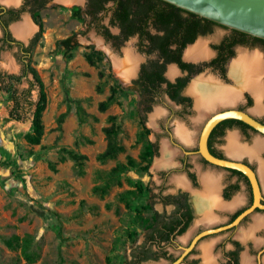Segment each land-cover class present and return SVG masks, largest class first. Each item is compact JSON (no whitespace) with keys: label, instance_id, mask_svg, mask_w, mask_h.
Listing matches in <instances>:
<instances>
[{"label":"rangeland","instance_id":"374dc122","mask_svg":"<svg viewBox=\"0 0 264 264\" xmlns=\"http://www.w3.org/2000/svg\"><path fill=\"white\" fill-rule=\"evenodd\" d=\"M20 1L9 4L0 0V4L15 6ZM111 6L108 4L109 10L98 14V21L86 12V0L71 5L48 0L47 6L37 13L43 28L32 49L31 63L47 94L40 143H31L27 138L32 132L31 119L16 121L10 117L13 103L0 86V264H138L133 260V250L143 242L152 222L153 208L164 209L158 193L177 190L181 184L178 179L186 175L181 164L184 151L197 148L207 113L201 117L194 100L188 109L191 112H187L166 95L146 111L140 96L129 90L130 80L138 77L142 63L156 55L148 56L139 50L138 36L115 43L98 32L100 22L113 34H119V28L110 23ZM26 19L33 26L31 37L40 32V25L32 15L24 12L10 26L12 34L20 40L24 37L15 32V26ZM228 33L224 27L215 26L194 45L206 42L210 51V44ZM71 35H75V47L67 50L61 41ZM127 49L138 58L136 72L128 79L120 74L116 64L126 58ZM187 49L183 52L185 58ZM92 50L103 55L96 64H91L85 56ZM242 50L247 51L244 47L236 49L231 64ZM258 50L261 49H251ZM17 51L15 46L0 51V71L19 72ZM210 76L213 74L209 69L204 70L190 80L187 89L190 92L197 78ZM22 86H27V82ZM113 89H117L113 102L101 110L100 103L110 97ZM36 94L35 91L34 97ZM218 109L216 105L211 112ZM112 124L118 129L115 141L123 150L114 157L102 158L108 145L105 130ZM181 126L190 134V141H185L177 131ZM230 134L226 135L227 139ZM259 135L251 133L243 142L253 145ZM151 143L155 152L147 164L141 154ZM165 143L175 156L172 165L160 167L157 162L162 158ZM69 150L86 156L83 167L70 158ZM130 157L135 160V166L128 164ZM190 162L189 167L196 170L197 156H190ZM118 164L126 168L114 172ZM197 223L187 234L197 228ZM27 234L31 237V257L24 255L14 240L16 235ZM214 239L199 245L204 260L198 264H210L205 254L207 245Z\"/></svg>","mask_w":264,"mask_h":264},{"label":"flooded vegetation","instance_id":"af4514ba","mask_svg":"<svg viewBox=\"0 0 264 264\" xmlns=\"http://www.w3.org/2000/svg\"><path fill=\"white\" fill-rule=\"evenodd\" d=\"M43 1L45 2L44 6L41 8H36L34 11H31V9L34 6L38 7L37 5L40 4L41 0H22L20 1V4L15 6H5V4L0 5L6 9H19L24 4L26 5V3H28V6L26 10L23 11V13L29 12L32 15L34 20L40 25L39 33H42L41 29L43 28V23L36 14L47 6L48 0ZM83 1L80 3H83ZM12 3L17 4L15 2ZM87 3L88 0H86V5ZM17 21L18 20L14 22ZM216 26L224 27L225 29L229 30V33L222 37L218 42L210 44V54L208 56L199 59H192L187 57L185 54L186 58L190 59L189 61L183 57V52L187 47L189 48L193 46L199 37H205L211 32L206 35L199 36L193 43H190L191 45L188 44L184 48L182 52V60L192 64V68L182 69L178 63L170 62L167 64V67L169 65L174 66L176 68V73L172 75L170 72H168V74L165 72L164 75L167 80L172 83L177 82L179 78L187 77H190V82L193 77L201 74L204 70L209 69V72L213 74V76L210 77H214L219 85H221L223 90L228 91L232 88H239L240 97L237 102L234 103L235 106L234 104H225L227 106L224 107L220 105L218 106L220 109L217 111H209L207 113L208 117L221 110L236 108L248 112L259 121L264 123V97L262 100L258 101L256 98L257 96L252 91L251 87H239L237 80L231 73L232 64L230 61L237 54L236 49L238 47H244L250 52H253L251 51L253 47H258L261 49L258 50V52H260L264 58V53L262 52V50L264 51V45L258 42L255 37L250 34L243 35L238 32L239 30L229 28L221 24ZM0 29L3 34V29L1 26ZM120 31L121 30L119 28V34ZM30 33L28 43L22 40L25 44H29L30 40L39 34L38 33L34 37H31ZM231 43H234V55L226 60V56L228 55L230 49L228 44ZM201 69L202 71H200ZM196 70L199 72L191 74V71ZM260 81L264 87V72L261 74ZM189 82L184 88H182L181 96L189 98L191 102L187 101L182 104L176 100H173L168 94H166V96L170 100L174 101L177 105H181L184 109H186L187 112H191V110L189 111L188 109L192 107L194 100L196 112L199 114L200 111L196 107V97L191 91L189 92V89H187ZM253 104H256V108L259 111L255 112L253 108L251 109ZM205 122L201 128V131L205 125ZM234 131L240 134L242 141L244 139L247 140L251 133H259L256 129L241 120H223L213 129L209 137L210 151L220 158H228L243 162L255 171L261 191L260 205L256 206L253 211L247 214L238 225L208 234L200 238L193 249L185 255L179 264H198L200 260H204V251L203 248H199V245L205 240L209 241L211 238L215 239L209 242L207 245L209 249L206 248L205 254V256H208L206 259H210V264H243L244 256L247 257L246 264H264V147H262L256 154H252L250 150L252 147H249L248 149L246 148L247 150L245 149V153L242 157H233L232 155L234 153L231 155V153L226 150L225 143H227L228 140L226 135ZM198 149L199 140L196 149L184 151L185 156L181 160V164L186 170L184 183L179 184V188L173 192L164 193L161 190L158 193L159 201L163 205L164 209L163 211H160L156 207L153 208L154 213L152 215V222L147 228L143 242L136 246V248L133 250L134 252L132 256L134 262L141 264L148 261L154 263L163 261V264H173L183 255L185 248L192 244L193 240L198 234L208 229H216L228 225L244 211L254 206L255 193L249 177L237 169L220 167L211 164L198 152ZM229 151L231 150L229 149ZM193 155L197 156L200 169L196 168V170H193L189 167L191 164L190 156ZM209 170H214V175L217 178L218 199L213 201L210 199L207 193L201 194V191L206 188L201 180V176L208 174L207 171ZM197 195H200L201 197ZM195 223L198 224L197 228L190 234H187L190 227ZM183 236L185 238L184 240H181V237ZM143 245L146 246L143 247ZM144 250L148 251V258H145L144 261L140 262V259L144 258V255L142 254ZM245 250L246 252L242 256ZM201 253L203 254V257L201 256Z\"/></svg>","mask_w":264,"mask_h":264},{"label":"trees","instance_id":"16d2710c","mask_svg":"<svg viewBox=\"0 0 264 264\" xmlns=\"http://www.w3.org/2000/svg\"><path fill=\"white\" fill-rule=\"evenodd\" d=\"M110 3L112 4L110 23L120 28V34H113L108 26L100 25V22L97 23L98 32L107 40L115 43L126 41L133 36H139V50L148 56L156 55L155 58H149L141 64L138 77L132 81L129 88L140 96V102L145 106L146 111L151 110L154 103L166 94L182 104L187 101L191 102L189 98L181 96V90L187 85L190 77L179 78L175 83L169 82L164 75L167 64L176 62L182 69L192 68V64L182 60L184 48L193 43L199 36L212 32L218 23L165 0H88L86 12L98 21V14L108 11L107 5ZM44 4L45 2L41 0L40 4L37 5L38 7L34 6L31 11L43 7ZM27 6L28 3L19 9H6L0 5V12H2L0 13V26L3 29V34L0 37V51L17 46L18 51L15 56L20 64V70L17 73L0 71V86L13 103L9 111L10 117L16 121L31 119L32 132L27 135V138L31 143H40L44 134L43 112L47 105V94L43 80L32 65L31 58L32 49L37 44L41 33L31 39L29 44H25L22 40L17 39L10 30V25L20 19ZM238 32L247 35L245 32ZM255 39L264 45V39L259 37H255ZM74 42L75 35H71L63 39L61 44L67 50H71L75 47ZM233 45L234 43L228 44L230 49L226 60L234 55ZM85 56L91 64H96L97 61L103 59L101 51L92 50L87 52ZM196 72L199 71H191V74ZM25 81L27 86H22ZM35 91L36 97H34ZM116 93L117 89H113L110 97L100 103L101 110H106L109 107ZM105 131L108 137V145L101 157H114L123 150V147L115 141L118 129L115 124H112ZM67 152L70 158L80 167H83L85 155L73 150ZM154 152V145L152 143L147 145L141 154L142 160L148 164ZM128 164L135 166L136 162L130 157ZM125 168L126 165L118 164L113 171L119 172ZM144 169L147 170L148 165ZM14 240L17 246L22 249L23 254L31 257L29 252L30 235L27 234L23 237L16 235ZM145 246L143 245V247ZM147 253V250L143 251L144 258H141L140 262L148 258Z\"/></svg>","mask_w":264,"mask_h":264},{"label":"bare ground","instance_id":"6f19581e","mask_svg":"<svg viewBox=\"0 0 264 264\" xmlns=\"http://www.w3.org/2000/svg\"><path fill=\"white\" fill-rule=\"evenodd\" d=\"M6 3H12L17 0H3ZM71 5L72 3H79L83 0H60ZM32 23L29 19L18 23L15 26V32L21 36L26 37L32 31ZM98 43H101L98 41ZM210 51L207 49L206 42L199 41L197 44L191 46L186 51V56L192 59H199L208 56ZM137 56L131 50H126V58L123 61H118L116 64L118 66L119 72L122 76H126L127 79L133 75L136 71L135 64L138 62ZM264 72V58L262 54L258 51L247 52L240 51L239 57L234 60L231 66V73L233 77L237 80L239 87L246 86L251 87L252 91L257 96V100L260 101L264 97V87L261 84L260 78L261 74ZM176 68L172 66L170 68V74H175ZM190 91L196 97V107L200 111V116H205L206 113L215 108L216 105L220 104H234L240 97L239 88H232L223 90L221 85L217 82L214 77H202L193 82ZM179 134L185 141H190V134L184 127H179L177 129ZM228 142L231 145L232 153L239 154L245 152V147L239 145L238 137L235 133H231L228 136ZM264 141L258 139L255 145L250 149L252 154H256L259 150L264 147ZM248 149V148H247ZM246 149V150H247ZM175 156L174 150L165 143L162 149V158L157 162L158 166H170L173 164V158ZM201 180L205 185V189L201 191V194L207 193L210 199H218L217 190V178L213 174H205L201 176ZM178 181L183 184L184 179L179 178ZM203 192V193H202ZM200 193V192H199ZM200 194V195H201ZM200 195H197L201 197ZM211 201V202H212ZM212 206V205H211ZM244 264L247 263V257L244 256Z\"/></svg>","mask_w":264,"mask_h":264},{"label":"water","instance_id":"95a60500","mask_svg":"<svg viewBox=\"0 0 264 264\" xmlns=\"http://www.w3.org/2000/svg\"><path fill=\"white\" fill-rule=\"evenodd\" d=\"M183 9L194 12L201 17L210 19L223 26L233 28L247 34L264 39V0H165ZM6 6V5H5ZM28 42L29 35L23 39ZM191 45V44H190ZM137 74V73H136ZM132 80H130L131 82ZM241 120L260 134L264 135V123L249 114L248 112L229 108L213 113L208 117L201 131L198 152L211 164L237 169L246 174L252 182L255 193V204L250 209L240 214L232 223L216 228L208 229L198 234L192 244L185 248L183 255L173 264H179L196 245L198 240L208 234L238 225L240 221L256 206L260 205L261 191L255 171L247 164L228 158H220L214 155L209 148V137L213 129L223 120Z\"/></svg>","mask_w":264,"mask_h":264},{"label":"crops","instance_id":"0c3cea01","mask_svg":"<svg viewBox=\"0 0 264 264\" xmlns=\"http://www.w3.org/2000/svg\"><path fill=\"white\" fill-rule=\"evenodd\" d=\"M24 39V38H23ZM257 106H255L254 108H253V110L255 111V112H257V111H259L257 108H256ZM231 133V132H230ZM232 133H235V134H237L238 135V137H239V144L242 146V147H245V148H249V147H252L254 144H255V142H256V140H258V139H260V140H264V136L263 135H259L256 139H255V142H254V144L253 145H251V144H248V143H244L242 140H241V136H240V134L238 133V132H232ZM229 134V133H228ZM227 143H228V140H227ZM228 147V144L225 146V148H226V150L229 152V153H231V155H232V152L231 151H229V148H227ZM245 152H243V153H239L238 155H235V153L232 155L233 157H242L243 156V154H244ZM198 169H200V166L198 165V167H197ZM207 173L208 174H215V171L214 170H209V171H207ZM183 179H185V176H183L182 177Z\"/></svg>","mask_w":264,"mask_h":264}]
</instances>
